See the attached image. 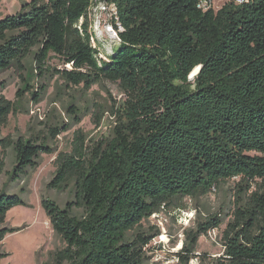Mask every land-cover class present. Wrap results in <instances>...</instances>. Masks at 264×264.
<instances>
[{"label":"trees","instance_id":"1","mask_svg":"<svg viewBox=\"0 0 264 264\" xmlns=\"http://www.w3.org/2000/svg\"><path fill=\"white\" fill-rule=\"evenodd\" d=\"M102 3L115 8L117 44L109 52L88 21ZM212 3L30 0L0 18V74H22L33 56L43 78L55 57L71 66L53 70L68 87L90 90L109 81L129 97L124 110L113 111L120 124L111 141L91 150L77 131L72 151L55 160L48 188L73 184L76 192L64 208L41 199L66 244L55 252L54 264H145L149 241L142 235L129 240L144 220L172 201L207 196L233 179L240 182L224 233L226 264H264V0H230L219 10ZM29 85L34 102L42 101L47 86ZM5 87L0 127L14 111ZM13 149V183L36 169L42 154L53 153L39 138H20ZM5 167L0 158V176ZM19 205L28 206L19 195L0 194V242L17 231L6 220ZM75 208L85 215L78 218ZM202 225L205 235L222 220L214 215ZM180 257L189 263V256Z\"/></svg>","mask_w":264,"mask_h":264},{"label":"rangeland","instance_id":"2","mask_svg":"<svg viewBox=\"0 0 264 264\" xmlns=\"http://www.w3.org/2000/svg\"><path fill=\"white\" fill-rule=\"evenodd\" d=\"M24 1L30 0H0V18L18 13ZM223 3L224 0H213L212 5L217 10ZM114 16L115 8L105 3L89 13L91 32L101 40L102 51L109 52L117 44ZM48 67L51 72L41 78L38 64L31 56L22 74L15 69L0 74V87L6 84L3 94L14 103L7 124L0 127V158H5L6 163L0 176V194L19 195L28 204L15 206L7 215L6 226L17 231L7 234L0 242V264H54L55 252L66 244L52 229L41 199L47 197L64 208L75 201L76 192L73 184L63 190L48 188L56 176L55 160L60 153L72 151L77 131L86 136L91 150L111 141L120 124L113 111L124 110L129 99L118 84L109 81L90 90L83 86L68 87L53 70H69L71 66L55 57L50 59ZM191 79H194L192 75ZM27 82L35 90L41 84L47 86L42 101L34 102L27 91ZM19 92H22L20 98ZM66 127L68 131H64ZM20 138L46 140L53 153L42 154L39 166L29 169L27 176L13 183L11 176L16 161L13 143ZM2 142L12 145L4 147ZM239 182L240 179L227 181L207 196L179 198L144 220L129 240L139 235L147 238L145 264H183L181 254L190 257L188 264H226L224 233L233 218ZM22 188L26 190L23 195ZM73 212L78 218L85 215L83 209L75 208ZM214 215L220 216L222 225L201 235V227L206 226L202 224Z\"/></svg>","mask_w":264,"mask_h":264},{"label":"built area","instance_id":"3","mask_svg":"<svg viewBox=\"0 0 264 264\" xmlns=\"http://www.w3.org/2000/svg\"><path fill=\"white\" fill-rule=\"evenodd\" d=\"M244 1H248V0H237V2L240 4V3H243ZM201 7L203 8H206L207 7V4H203ZM113 32L116 33L115 29H113ZM116 37H117V33H116Z\"/></svg>","mask_w":264,"mask_h":264},{"label":"water","instance_id":"4","mask_svg":"<svg viewBox=\"0 0 264 264\" xmlns=\"http://www.w3.org/2000/svg\"><path fill=\"white\" fill-rule=\"evenodd\" d=\"M199 72H200V68H198V70L196 69V70L192 73V76L195 77Z\"/></svg>","mask_w":264,"mask_h":264},{"label":"crops","instance_id":"5","mask_svg":"<svg viewBox=\"0 0 264 264\" xmlns=\"http://www.w3.org/2000/svg\"><path fill=\"white\" fill-rule=\"evenodd\" d=\"M228 1H230V0H224V3L219 7V9ZM219 9H217V10H219Z\"/></svg>","mask_w":264,"mask_h":264}]
</instances>
